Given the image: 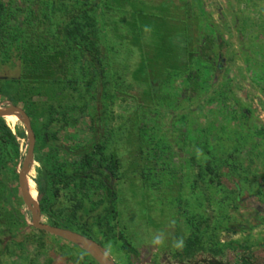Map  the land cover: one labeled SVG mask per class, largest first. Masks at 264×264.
Segmentation results:
<instances>
[{
    "label": "rangeland",
    "instance_id": "374dc122",
    "mask_svg": "<svg viewBox=\"0 0 264 264\" xmlns=\"http://www.w3.org/2000/svg\"><path fill=\"white\" fill-rule=\"evenodd\" d=\"M100 1L93 16L103 75L98 79L86 58L71 60L66 75L80 80L79 93L40 91L41 100L67 106L68 124L48 126L56 153L37 145L24 105L14 106L28 116L35 140L26 174L36 193L28 196L31 202L39 207L34 181L44 166L57 162L71 172L80 164L77 152L87 151L104 173L115 163L104 181L115 195L114 213L103 211L108 202L97 182L92 189L86 182L83 190L78 180L53 183L48 187L52 214L39 208L41 224L81 234L82 220L89 222L90 233L83 236L115 264H264V0H194L196 15L190 18L177 0ZM45 2L55 3L49 26L57 34L66 24L67 3ZM208 23L217 35L214 45L215 35L203 45ZM179 35L192 54L223 53L217 74L202 75L200 88L188 82L184 66L177 68L168 42ZM144 55L148 62L141 72ZM171 69L164 95H150L147 78ZM16 74L8 69L3 76ZM91 78L97 81L94 90L88 89ZM8 104L1 100L0 108ZM39 111L45 121V108ZM2 119L16 145L0 137V264H99L81 245L34 228L18 184L28 150L26 127L14 115ZM206 137L210 153L200 149ZM209 159L213 173L204 167ZM59 221L61 226L53 225ZM157 237L162 243H153ZM194 237L197 243L184 254Z\"/></svg>",
    "mask_w": 264,
    "mask_h": 264
},
{
    "label": "trees",
    "instance_id": "16d2710c",
    "mask_svg": "<svg viewBox=\"0 0 264 264\" xmlns=\"http://www.w3.org/2000/svg\"><path fill=\"white\" fill-rule=\"evenodd\" d=\"M13 1L14 4L17 3V0H8L5 3L3 0H0V101H9L13 105H19L20 103L24 105L23 109L31 119L37 145L42 150L43 148H50L51 155H53V153L59 150V147L55 141V134H47L48 126L56 123L68 124L70 118L67 116V106L55 101L41 100L42 95L40 91L49 87L79 93L78 86L80 80L72 77V75H66L68 71L70 72L67 62L71 60L74 63L86 58L89 62L88 64H91L92 68L97 71V78L99 79V76L103 75L101 74L102 68L98 69L97 66L99 65L100 67L102 58H100L101 47L98 45L101 36L98 28H96V20L93 16V11L99 8L101 1L65 0L67 3L65 5L66 24L61 30L56 32L57 34H52L49 26L51 21L49 14L53 15L52 12L55 14V3L51 2L49 5L45 0H21L23 6H18L17 4L14 6ZM177 2L183 7L189 18L196 15L194 0H177ZM139 15L141 16L142 13ZM20 17L22 19L20 22H17L19 26L16 23H11L12 20ZM133 19H135V16ZM60 25L57 24L58 29L61 27ZM205 33L203 45L207 43V39L210 40L215 35L212 39L214 45V38L217 40V35L212 24H207ZM157 34L155 33V35ZM156 37L158 38V36ZM168 43L176 51L175 59L179 64L177 68L184 66L187 69H184L185 76L189 83L197 85L196 88H200L198 80L202 75L205 76L207 72L209 74H212V72L217 74L218 65H222L224 58L222 52V55L219 54L218 56L216 54L214 57L210 56V53L207 51L208 49H205L206 53L195 52L192 54L187 41L180 35L169 38ZM147 62L148 58L144 55L140 69L141 72L144 70ZM189 67L191 68L189 69ZM8 69L16 71V76L13 78L4 77L3 74ZM167 71L163 73L162 77L156 79L150 78L149 80L147 78L150 95H164V88L169 87L170 80L173 79L171 74L173 70ZM49 72L52 73V76L46 78ZM88 80V89H96L97 81L94 82L92 78ZM166 91H169V89ZM82 105L79 107V111L84 112L86 104ZM42 106L45 108V112L43 113L46 118L45 121L39 113V110L43 108ZM138 111L136 110L135 113ZM94 120H92L93 123H95ZM97 120L100 122L102 119L97 118ZM18 136L24 137V133L18 132ZM0 137L6 145H16V137L2 118H0ZM208 139L209 137L200 140V149L210 153ZM92 143L98 147L100 145L98 142L94 143V140ZM77 154L80 155V164L71 172L64 168L63 164L57 162L53 163L50 168L44 166L41 169L39 179L34 181L41 213L46 216L52 214L49 204V184H73V182L78 180L82 190L87 187L85 185L86 182H90L91 189L95 187V182L105 189L104 201L108 202V205L103 211L107 215H112L114 213L112 202L115 195L113 190L104 181L111 172L112 165L114 167L115 163L112 162L111 166H106L104 171H107V173H104L92 154H88L87 151H78ZM35 160L42 163V159L38 156H35ZM211 164L212 162L209 159L204 163V167L213 173V171H216V168L211 167ZM200 169H202V166ZM80 219L84 218L80 217ZM95 220L99 223L98 219ZM53 225L61 226V223L59 221ZM79 229L82 235H87L90 233L91 225L89 222L82 220V226ZM197 240L198 238L194 237L187 241L184 254H190L191 247L197 243ZM129 250L135 253L131 248ZM244 263L249 264L248 262ZM212 264L223 263L215 261Z\"/></svg>",
    "mask_w": 264,
    "mask_h": 264
},
{
    "label": "water",
    "instance_id": "95a60500",
    "mask_svg": "<svg viewBox=\"0 0 264 264\" xmlns=\"http://www.w3.org/2000/svg\"><path fill=\"white\" fill-rule=\"evenodd\" d=\"M7 115H14L22 120L26 127V136L28 141V150L24 158L21 171L19 173L18 184L21 192V196L27 210L31 215L32 225L37 230L43 231L45 233L54 235L64 240H69L81 245L82 249L87 252L92 258H94L99 264H115L113 259L109 254L96 242L93 240L69 231L65 229H60L56 227L46 226L41 224L39 216V207L37 201L33 204L27 195L25 188V182L27 180V172L33 162V149H34V135L30 126V121L26 113L19 107L12 104H8L5 107L0 108V118H4Z\"/></svg>",
    "mask_w": 264,
    "mask_h": 264
},
{
    "label": "bare ground",
    "instance_id": "6f19581e",
    "mask_svg": "<svg viewBox=\"0 0 264 264\" xmlns=\"http://www.w3.org/2000/svg\"><path fill=\"white\" fill-rule=\"evenodd\" d=\"M25 188H26V191H27V195L28 196H34V198H36V193H34V186L29 182V181H26L25 182Z\"/></svg>",
    "mask_w": 264,
    "mask_h": 264
},
{
    "label": "clouds",
    "instance_id": "9594fccd",
    "mask_svg": "<svg viewBox=\"0 0 264 264\" xmlns=\"http://www.w3.org/2000/svg\"><path fill=\"white\" fill-rule=\"evenodd\" d=\"M153 243H156V244H159V243H162V241H161V239H160V237H157L154 241H153ZM182 245H183V241L182 240H180V241H178L177 243H176V247H182Z\"/></svg>",
    "mask_w": 264,
    "mask_h": 264
}]
</instances>
